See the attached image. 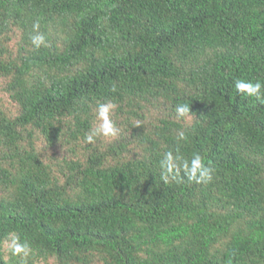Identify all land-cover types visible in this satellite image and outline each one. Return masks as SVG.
<instances>
[{"label": "trees", "instance_id": "16d2710c", "mask_svg": "<svg viewBox=\"0 0 264 264\" xmlns=\"http://www.w3.org/2000/svg\"><path fill=\"white\" fill-rule=\"evenodd\" d=\"M236 78L264 81V0H0V264H264V104ZM106 102L117 135L85 143ZM177 147L213 181L165 183Z\"/></svg>", "mask_w": 264, "mask_h": 264}, {"label": "clouds", "instance_id": "9594fccd", "mask_svg": "<svg viewBox=\"0 0 264 264\" xmlns=\"http://www.w3.org/2000/svg\"><path fill=\"white\" fill-rule=\"evenodd\" d=\"M38 29L39 23L37 22L33 25V34H30L29 37L30 41L36 49H39L42 45L47 47L45 35L40 33ZM233 87L243 97L254 98L255 101L264 104V81L236 78ZM115 107L116 105L112 102L98 104L97 120L99 123L86 133L85 143H94L97 137H115L117 135L118 129L110 118V113ZM175 111L178 117H185L190 112V107L188 104H179L176 106ZM186 139L185 133L180 132L177 140ZM159 164L162 169L161 178L165 183H168L169 176L172 179L186 177L189 183L194 181L207 184L214 179L215 168L211 162L206 164L199 153H193L190 159L186 158L179 152L178 147L175 152L171 150L165 152ZM181 173H183V177H181ZM9 247L13 255L21 254L23 258H26L30 252L28 243H21L19 237L16 236L11 237Z\"/></svg>", "mask_w": 264, "mask_h": 264}]
</instances>
